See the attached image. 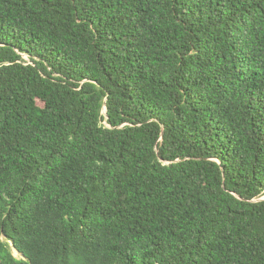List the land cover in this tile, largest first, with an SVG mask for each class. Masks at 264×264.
<instances>
[{"label": "trees", "instance_id": "trees-1", "mask_svg": "<svg viewBox=\"0 0 264 264\" xmlns=\"http://www.w3.org/2000/svg\"><path fill=\"white\" fill-rule=\"evenodd\" d=\"M0 264H264V0H0Z\"/></svg>", "mask_w": 264, "mask_h": 264}, {"label": "rangeland", "instance_id": "rangeland-1", "mask_svg": "<svg viewBox=\"0 0 264 264\" xmlns=\"http://www.w3.org/2000/svg\"><path fill=\"white\" fill-rule=\"evenodd\" d=\"M25 57H26V58H28V56H27V55H25ZM16 254H18V253L16 252Z\"/></svg>", "mask_w": 264, "mask_h": 264}, {"label": "water", "instance_id": "water-1", "mask_svg": "<svg viewBox=\"0 0 264 264\" xmlns=\"http://www.w3.org/2000/svg\"><path fill=\"white\" fill-rule=\"evenodd\" d=\"M106 109V108H105Z\"/></svg>", "mask_w": 264, "mask_h": 264}]
</instances>
